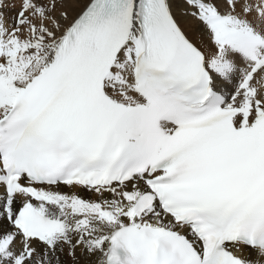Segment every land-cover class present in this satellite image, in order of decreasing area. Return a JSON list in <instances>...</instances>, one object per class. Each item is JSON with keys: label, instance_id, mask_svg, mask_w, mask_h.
Wrapping results in <instances>:
<instances>
[{"label": "snow or ice", "instance_id": "obj_1", "mask_svg": "<svg viewBox=\"0 0 264 264\" xmlns=\"http://www.w3.org/2000/svg\"><path fill=\"white\" fill-rule=\"evenodd\" d=\"M0 264H264V0H0Z\"/></svg>", "mask_w": 264, "mask_h": 264}]
</instances>
